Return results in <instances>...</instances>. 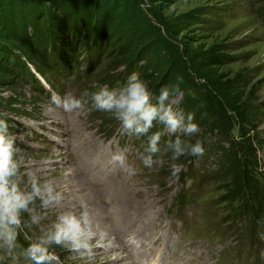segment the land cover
Segmentation results:
<instances>
[{
	"label": "rangeland",
	"instance_id": "obj_1",
	"mask_svg": "<svg viewBox=\"0 0 264 264\" xmlns=\"http://www.w3.org/2000/svg\"><path fill=\"white\" fill-rule=\"evenodd\" d=\"M47 26L62 39L59 53L48 40L28 57L17 37L24 31L29 42L38 33L46 39ZM96 30L102 46L92 58ZM14 59L28 71L13 73L6 64ZM134 65L153 104L154 92L168 86L174 110L185 119L194 116L200 132L176 135L201 141L202 156L173 160L164 148L175 135L154 122L147 135L162 133L161 151L145 167L140 157L147 136L121 135L120 122L91 109L90 98L85 109L73 112L52 103L53 96L79 99L85 90L110 88L118 80L122 87ZM214 94L223 98L220 107ZM189 106L199 110L198 119ZM1 118L18 169L11 183L28 199L13 235L30 256L19 260L0 239V264H134L145 245L136 241L152 234L169 242L168 250L157 246L167 264H264V0H0ZM224 118V137L214 132L208 141L221 147L213 150L202 136ZM231 140L241 145V158L244 149L254 150L259 184L232 202V173H220L218 163ZM121 154L128 169L122 185L117 180L124 172L114 160ZM64 216L87 218V249L55 242Z\"/></svg>",
	"mask_w": 264,
	"mask_h": 264
},
{
	"label": "clouds",
	"instance_id": "obj_2",
	"mask_svg": "<svg viewBox=\"0 0 264 264\" xmlns=\"http://www.w3.org/2000/svg\"><path fill=\"white\" fill-rule=\"evenodd\" d=\"M175 91L178 92L179 89ZM171 95L168 86L161 87L153 104L145 82L138 73H132L122 87L110 89L102 86L92 93L85 90L79 99L71 95L61 99L56 95L52 97V103L66 112H73L85 109L90 98L91 109L111 113L120 122L121 135L147 136V147L140 159L145 167H151L154 163L153 157L161 151L158 144L162 133L147 135L154 122L163 125L169 134L175 135V139L168 141L164 148V151L172 153L173 160L185 155L202 156L204 153L201 141L190 143L176 135L182 133L186 138L191 137L200 132V127L193 123L192 114L185 119L182 111L174 110ZM7 128V123L0 121V239L10 246L13 240L10 225L18 223V210L27 206L28 199L21 197L17 193L16 185L11 183L18 169L13 160V142L7 138ZM114 160L121 165L125 163L123 154L114 156ZM173 169L175 174L176 165H173ZM56 227V234L53 237L56 243L66 242L73 250L89 247L87 241L91 237V232L86 217L81 221L74 216H64Z\"/></svg>",
	"mask_w": 264,
	"mask_h": 264
},
{
	"label": "trees",
	"instance_id": "obj_3",
	"mask_svg": "<svg viewBox=\"0 0 264 264\" xmlns=\"http://www.w3.org/2000/svg\"><path fill=\"white\" fill-rule=\"evenodd\" d=\"M74 26H75L74 29H71L72 30L71 33L74 32L73 36H76L75 32L77 31V29H76L77 25H74ZM43 29H45V28H43ZM44 32L46 33V36H44V38H46V39H41V35L38 33L37 34L38 38L35 37L33 42H31V41L29 42V37L25 34L24 31H22V33L17 37V41H18L19 45L21 46V48H23V50H26V51H24V53L28 57L31 56L32 54L35 55L37 53L36 46H39L40 50H44V47L46 46L45 43L48 40L51 41V43L49 42L50 43L49 44V48L51 49L52 46H54L55 54H56V51H57V53H59L58 52L59 46L57 45V42L61 41L62 39L58 38L57 34L51 33L50 30H48V26H47V29L44 30ZM92 34H93V36H92V42H91V51L89 53H90V56L93 58L94 56H96L98 54V51H100L99 49L101 48L102 43H101V40H100V37H99V35H100L99 31L96 30V31L92 32ZM73 38L74 37H72L70 40L74 41ZM94 40H96V43L98 45L93 46ZM72 41H70V42L72 43ZM33 46H35V48H33ZM15 61H16V59H14L12 63L6 64L8 67H11V70H12L13 73L18 75V74H21L22 71L23 72L26 71V70H24L22 68L21 63L17 62L15 64ZM53 62H54V60H53ZM43 64H44V62L39 61L37 63V67L36 68H37V71L41 74L40 76H42L45 79L46 75L43 72L42 68H38V65H43ZM72 68H71V70L73 71ZM65 69H61V71L65 70ZM74 69H77V68L74 67ZM67 71H68V67H67ZM133 71H134V73H138L139 75H141V73H143V72H141V68L137 67L136 65L133 66ZM133 71L130 70L128 72V74L130 73L128 76H130L131 72H133ZM24 76H26V74ZM142 78H143V74L141 75V79ZM45 81H46V79H45ZM119 87H121V81L120 80L116 81L114 83V85L110 87V89L111 88H119ZM147 87L149 89V86H147ZM149 91H152V90H149ZM157 92L158 91H156L154 93H156L157 96H158L159 93H157ZM213 97H214L215 103H217V105L220 107L222 105L223 98L220 97V96H217L215 94H214ZM216 99H218L220 102L218 100H216ZM209 100L211 101V98H209ZM187 108L190 111H192V113H194V115L198 119L197 113H199L198 112L199 110L195 109V107H190V106L187 107ZM4 118H6V117H4ZM4 118H1V121H5ZM197 119H195V120L197 121ZM227 124H228V121L225 118L224 119H220V120L215 119V121L210 123L209 130H206V132L202 136V138H203L202 141H204L206 143H209L210 146H211V149H213V150L216 149V148H220L221 149V147H219L218 143H217L216 148H213L212 143H210L208 141H211V138H212L211 136L213 135L214 132L218 133V135L220 137H224L225 132H226V125ZM246 142L249 144L248 146H251L250 140H248ZM215 144H216V142H215ZM240 146L241 145H239L238 143H235L234 141L231 140L230 143H229V148H227L225 150L222 149L221 155L218 157L220 173H227V172L229 173V172H231L232 173V177L234 179V181H233L234 182L233 183L234 187L229 192V195L227 197V199L229 201H231V202L235 201L237 199H242V196L244 194L249 195L251 192L257 191V189L259 187L258 181L255 180L254 177H253V172H255L254 170L256 168V161H257V157L255 155V152H254L253 149L252 150L244 149L245 150L244 157L241 158V157L238 156V150L240 149ZM252 167H253V169H252ZM217 176L218 175L214 172L213 173V177H217ZM244 202H245L244 203V208L247 209V212H248L249 210L252 209V207H251V205H250V203L248 201L245 200ZM12 226L13 225H10V227H12ZM11 229H12V233L14 235H16V233H15L16 231H15L14 227H12ZM14 235H13V240L11 242V245L14 247V249H15V251L17 253L18 259L21 260V261L25 260L26 256H28V254L30 256V253H29L25 243L21 239L14 237ZM32 256H35V255H32ZM16 264H20V263L18 262Z\"/></svg>",
	"mask_w": 264,
	"mask_h": 264
},
{
	"label": "bare ground",
	"instance_id": "obj_4",
	"mask_svg": "<svg viewBox=\"0 0 264 264\" xmlns=\"http://www.w3.org/2000/svg\"><path fill=\"white\" fill-rule=\"evenodd\" d=\"M94 166L96 167V166H97V164H96V165H94ZM97 167H98V166H97ZM98 171H99V170H98ZM99 172H101V171H99ZM99 172H97V171H94V175H97V174H99ZM104 181H105V180H104ZM105 183H106V182H104V184H105ZM141 240H143V239H141ZM144 240H145V238H144ZM137 243H140V244L142 243V244H143V241H139V242H137V241H136V244H137ZM140 254H141V253H139V254H138L136 257L134 256V259H136L138 256H140ZM135 263H137V261H134V264H135Z\"/></svg>",
	"mask_w": 264,
	"mask_h": 264
}]
</instances>
